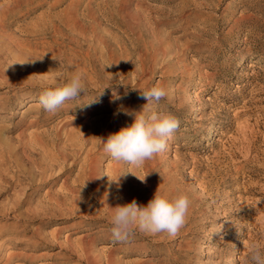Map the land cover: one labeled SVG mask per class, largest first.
Masks as SVG:
<instances>
[{
	"label": "rangeland",
	"instance_id": "374dc122",
	"mask_svg": "<svg viewBox=\"0 0 264 264\" xmlns=\"http://www.w3.org/2000/svg\"><path fill=\"white\" fill-rule=\"evenodd\" d=\"M11 2L22 9L6 17ZM0 71V102H6L0 108V221L17 222L12 204L24 193L27 205L19 211L26 220L41 214L24 222L28 233L6 234L14 241L0 246V262L21 251L26 259L12 264H89L80 250L58 259L59 244L20 242L41 222L47 236L61 227L60 242L70 233L77 247L91 243L99 264L111 254L120 264H251L244 241L264 248V0H0ZM77 74L86 93L45 111L42 92ZM191 85L204 88L193 122ZM154 86L168 95L147 105L141 92ZM29 94L38 98L22 109ZM36 102L40 109L32 111ZM145 107L144 115L155 111L180 122L160 157L130 167L112 160L100 141L91 169L84 160L91 145L81 151L74 135L85 123L111 124L106 141ZM90 169L96 186L84 181ZM157 191L170 200L191 199L185 226L174 237L136 231L115 241L114 208L133 200L146 206ZM49 208L53 213L43 214ZM237 231L241 246L234 253Z\"/></svg>",
	"mask_w": 264,
	"mask_h": 264
},
{
	"label": "clouds",
	"instance_id": "9594fccd",
	"mask_svg": "<svg viewBox=\"0 0 264 264\" xmlns=\"http://www.w3.org/2000/svg\"><path fill=\"white\" fill-rule=\"evenodd\" d=\"M86 91L84 80L77 74L63 85L43 91L39 103L45 111L55 112L66 101L74 100ZM141 95L149 105L159 104L168 93L163 87L154 86L150 90L142 91ZM145 111L146 107L141 114L137 115L131 126L122 128L103 141L102 150L112 160L139 168L145 161L166 149L167 141L179 128V120L155 111L144 115ZM138 178L141 181L144 180ZM190 206L191 199L187 195H180L170 200L161 196L158 191L146 206L138 205L135 200L117 206L109 221L112 225L113 239L117 242L124 241L136 231L152 235L166 232L174 237L185 226ZM244 246L247 259L251 264H264V248L260 244H249L245 240Z\"/></svg>",
	"mask_w": 264,
	"mask_h": 264
},
{
	"label": "bare ground",
	"instance_id": "6f19581e",
	"mask_svg": "<svg viewBox=\"0 0 264 264\" xmlns=\"http://www.w3.org/2000/svg\"><path fill=\"white\" fill-rule=\"evenodd\" d=\"M30 1V0H28ZM12 3V2H11ZM9 5V4H7ZM22 9V3L21 2H15V3H12L9 8H8V11H5V16H9L11 12H17V11H21ZM16 14V13H14ZM5 17V18H6ZM189 17V16H188ZM188 19V18H187ZM157 30V29H155ZM187 36V35H186ZM158 46V45H157ZM153 51H155L153 49ZM255 63H257V60L255 61ZM2 72V71H0ZM201 76V74H200ZM9 79V78H8ZM204 92V88L203 86H200L197 88V85H191L187 88L186 90V95L188 97H192L193 100H194V105H193V111L191 112V115H190V118H189V121H196L198 120L200 117V114H201V107L200 106V93ZM23 97V95H22ZM37 95H32V94H29V95H25L22 100L20 101V107L23 109L25 108V106L27 105L28 101H31V100H35L37 99ZM1 99V98H0ZM37 104H34V108L32 107V111H35V110H38L40 109V104L38 102H36ZM6 104V102H0V108L1 107H4ZM205 106V105H204ZM19 111V110H18ZM114 118V117H112ZM93 122V121H92ZM83 124V123H82ZM81 124V125H82ZM80 125V126H81ZM79 126V127H80ZM86 128H88V130L90 129V134L88 136H86L85 134V130H87ZM113 128V126L110 124L106 127H102L100 125V123H96V122H93L92 124L88 125L87 123H85L83 125V130L81 133H79V135H74V138H73V141H74V146L76 147H79L82 151V145L85 146L86 144H90L91 145V148L88 149L85 157H84V160H85V163H90L91 165V169L93 168V164H94V157H92V155L94 154V150L96 149L98 143L100 144V141L102 142L103 144V141H104V138L103 137H107L108 134L110 133L111 129ZM79 129V128H78ZM76 130V129H75ZM73 130V131H75ZM213 133H217L219 131V126L217 127H214L212 128ZM69 136V135H68ZM42 138V137H41ZM34 139V138H33ZM38 139V138H37ZM57 139V138H56ZM72 139V138H71ZM39 140V139H38ZM49 141V140H48ZM52 141V140H51ZM54 141V140H53ZM45 142V141H44ZM37 143V142H36ZM40 143V142H39ZM67 144V143H66ZM69 144V143H68ZM102 144H100V147H102ZM40 145V144H39ZM89 145V146H90ZM211 145V142L210 141H207L205 146L206 147H209ZM177 147V146H176ZM53 152V151H52ZM80 154V153H79ZM160 154H158V157ZM30 156V155H29ZM65 159H67V156H65ZM155 157V156H154ZM30 158V157H29ZM79 160V159H78ZM151 160V159H150ZM150 160H147L145 161L144 164H149ZM40 161V160H39ZM83 161V160H82ZM91 161V162H90ZM42 163V161H41ZM46 163V162H45ZM38 164V163H37ZM89 165V166H90ZM35 167V166H34ZM59 167V166H58ZM84 168V171L87 172L88 169L86 166H83ZM39 169L41 171V174H44L46 172V167H43V166H40L39 165ZM82 169V167H81ZM91 169L89 170V175L86 177V181L89 185H94L96 186L97 184V181H98V178H97V175L95 173H93L91 171ZM31 172V171H30ZM34 171H32L33 173ZM30 174V173H29ZM40 174V173H39ZM33 175V174H32ZM31 176V175H30ZM51 176V175H50ZM32 178V176H31ZM42 178V176H41ZM46 178V177H44ZM43 178V179H44ZM49 178V177H48ZM81 178V177H80ZM40 179V178H39ZM36 180V179H35ZM83 179H81L82 181ZM31 181V180H30ZM83 181V182H84ZM32 182V181H31ZM34 182V181H33ZM42 182V181H41ZM47 182V181H46ZM82 182V184H83ZM84 182V183H86ZM68 184V183H67ZM66 184V185H67ZM117 185L119 188H122L123 187V182L121 181H118L117 182ZM83 186V185H82ZM35 187V186H34ZM69 187V185H68ZM68 189V188H66ZM66 189H62L65 190L66 192ZM70 189V188H69ZM89 190V189H88ZM92 190V189H91ZM119 190V189H118ZM64 192V191H63ZM69 192V191H68ZM92 192V191H91ZM66 194V193H65ZM80 194V193H79ZM73 195V194H72ZM50 197V196H49ZM62 197V196H61ZM48 199V198H47ZM51 200L53 201H56V203H58L59 201L55 198H51ZM27 202V193H24L23 196L19 195L18 197H16V199L14 200L13 204H12V210L17 213H15V217L16 218V223L15 224H8L7 222H2L0 221V246L3 244V243H9V242H12L14 241L13 238L11 237H6V234L7 233H17L19 234V232H21L23 230L24 233H28L29 232V228H28V225H26L29 222H33L35 217L36 216H39L41 215L40 213L39 214H36L35 212H32V216L29 220H26L27 219V216L22 213V211H19V209L21 208V206H23L24 204H26ZM61 203V202H60ZM27 205V204H26ZM66 206V205H65ZM68 206V205H67ZM62 207V206H61ZM30 208V207H29ZM63 208V207H62ZM10 209V208H9ZM66 210V209H65ZM10 211V210H9ZM53 208H49V209H46L43 214L45 215H48L50 213H53ZM70 211V210H69ZM2 212V211H1ZM30 212V213H31ZM8 213V212H7ZM5 214H0V217H4ZM9 216V215H8ZM30 216V215H29ZM10 217V216H9ZM8 217V218H9ZM45 218V217H44ZM2 220V219H1ZM27 222L26 224H24V222ZM13 222V221H12ZM46 225V222L45 223H40L39 225H37L34 229V231L32 232L31 236H29V239L26 240V239H20V242H25L29 245H32L34 247H41V245H47L49 248L50 247H53L55 245H60L61 247V251L59 253H57V258L59 259L61 256L63 259H71L76 252H79V250L81 251L82 253V257L84 259H87L88 260V263L89 264H99L100 261L102 259H97V258H94L92 256V253H91V249H90V246H91V243H84V244H81L79 243L80 247H77L74 245V242H72L71 240V235L70 233L66 234L65 236V240L62 242L59 241V239H61V235H62V232H61V227H59V229L57 231H55L54 233L50 234L51 236H47L45 234H43L41 232V228ZM22 230L20 231L19 229ZM209 239V238H207ZM222 240H219V242H221ZM205 246H207V244H205ZM240 246H241V231H237L234 235V238H233V252L236 253L239 251L240 249ZM46 253V252H45ZM8 257V258H7ZM3 262H0V264H12L13 261H14V258H18V259H26V254L24 252H15V253H9V255L7 256ZM81 258V259H83ZM106 260V264H120L119 260L118 259H115V257H113V255L111 254L108 259H105ZM232 264H234V261L232 262Z\"/></svg>",
	"mask_w": 264,
	"mask_h": 264
}]
</instances>
